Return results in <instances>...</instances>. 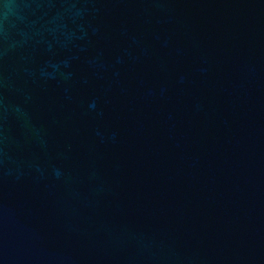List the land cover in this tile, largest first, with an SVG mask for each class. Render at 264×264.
<instances>
[{
	"label": "water",
	"instance_id": "95a60500",
	"mask_svg": "<svg viewBox=\"0 0 264 264\" xmlns=\"http://www.w3.org/2000/svg\"><path fill=\"white\" fill-rule=\"evenodd\" d=\"M0 264H264V0H0Z\"/></svg>",
	"mask_w": 264,
	"mask_h": 264
}]
</instances>
